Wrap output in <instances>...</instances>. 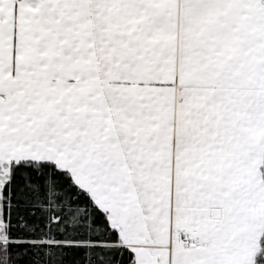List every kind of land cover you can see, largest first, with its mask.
Returning a JSON list of instances; mask_svg holds the SVG:
<instances>
[{"label": "snow or ice", "instance_id": "1", "mask_svg": "<svg viewBox=\"0 0 264 264\" xmlns=\"http://www.w3.org/2000/svg\"><path fill=\"white\" fill-rule=\"evenodd\" d=\"M0 264H264V0H0Z\"/></svg>", "mask_w": 264, "mask_h": 264}]
</instances>
